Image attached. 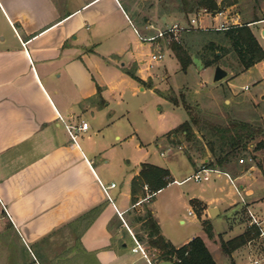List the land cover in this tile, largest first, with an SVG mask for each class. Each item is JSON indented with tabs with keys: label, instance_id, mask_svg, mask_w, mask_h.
<instances>
[{
	"label": "crops",
	"instance_id": "0c3cea01",
	"mask_svg": "<svg viewBox=\"0 0 264 264\" xmlns=\"http://www.w3.org/2000/svg\"><path fill=\"white\" fill-rule=\"evenodd\" d=\"M258 1L260 19L248 27L264 51V0ZM0 4V264H145L130 250V232L136 236L139 231L131 225L129 211L153 196L137 192L132 203L131 181L141 163L169 168L147 154L149 159H137L132 168L119 170L110 164L104 136L120 113L119 88L129 84L142 91L146 89L142 82L153 78L143 73V61L132 51L138 27L122 0H0ZM235 5L224 9L226 18H203L217 22L209 27L229 21L231 26L240 25L242 15L253 11L234 10L230 15ZM224 69L227 75L218 82L227 96L242 89L249 91L250 103L264 101V59L236 75ZM80 121L88 127L73 139L64 122L77 126ZM113 138L119 135L113 133ZM211 160L210 153L201 158L204 163ZM191 161L196 172L199 164ZM215 169L220 172L210 173L211 182L210 174L202 179L212 190L210 195L191 199L198 202L202 220L210 221L212 237L201 225L202 240L219 264L214 251L222 256L209 242L224 231L230 234L226 240L242 233L239 224L227 225L235 210L244 206L264 223V178H259L257 164L242 168L229 163ZM157 221L174 246L193 238L174 243ZM243 246L225 253L233 264L236 253H248Z\"/></svg>",
	"mask_w": 264,
	"mask_h": 264
},
{
	"label": "rangeland",
	"instance_id": "374dc122",
	"mask_svg": "<svg viewBox=\"0 0 264 264\" xmlns=\"http://www.w3.org/2000/svg\"><path fill=\"white\" fill-rule=\"evenodd\" d=\"M197 1L186 0L187 6L190 5L194 11L185 13L182 11V0H122L124 9L142 36L154 34L155 31L173 21H186L197 12H201L203 8L196 7ZM215 1L218 4V10H224L234 0ZM235 3L233 9H229L230 15H233L234 10L246 12L252 7L251 0H236ZM205 16L210 17L207 15L200 17ZM230 22L232 21L225 22V24L229 25ZM212 23L217 24L216 21L213 22L207 18L199 20V24L207 25L208 29L185 33L177 41L191 58V63L186 70L180 68V64L170 48L173 42L168 43L162 39L144 42L139 38L138 41L134 39L132 51L138 53L139 59L143 61L140 64L143 73H150L153 78L148 77L146 81L142 82L146 88L142 91L129 84L119 88V91L122 92L120 113L117 118L112 120L113 123L105 130L104 134L107 139L111 166L119 167V170L122 167L132 168L137 159L147 160L151 156L156 163L169 168L170 179L173 181L157 194L154 193L156 196L154 197L153 194L152 199L146 205L150 208L152 205L151 209L162 224L164 233L174 243H181L190 236L205 238L201 225L203 222L210 223L209 219L202 220L198 202L191 199V197H208L212 191L204 187L205 180L196 182L191 178L195 172L191 159H195L200 167L205 165L201 158L210 153L206 140L202 132L197 129H194L192 140H187L180 132L175 135L173 133L180 123L189 119L187 110L216 123H223L227 119L243 120L264 128V101H259L256 104L250 103L247 95L249 91L242 89H238L239 92L230 97L227 96L226 88L218 81H212L216 65H203L204 60H213L212 51L207 48L208 40L213 36V32L210 31L212 29L209 28ZM126 32L128 34L129 30ZM187 35L190 36L188 39H186ZM157 52H162L163 57L152 60L151 54ZM217 54L220 56L219 65L229 69L232 74L236 75L244 70L237 53L230 45L225 44V52L222 54L221 51H217ZM227 99H230V102H227ZM113 133L119 135V139H114ZM259 142L264 143V135L246 140L236 150L230 165L235 163L246 168L249 165L257 164L260 170L259 178L263 179L264 148H257ZM167 149L170 150L167 151ZM164 150V154L161 155L160 152ZM240 157L244 159L243 163L238 162ZM249 157L252 158V161H248ZM110 169L113 170V167ZM212 176L214 175L208 176L209 182L213 180ZM180 180H182L180 183L177 182ZM221 184L224 185L223 179ZM148 190V187L143 189L142 192L140 191V195L146 194L149 192ZM227 190V186L224 185L223 192ZM190 210L191 212H189ZM129 212L131 217L143 214L144 209L143 206H138L131 208ZM206 215L209 216L208 213ZM221 218V215L217 217L214 223L215 230H218ZM180 219H184V222L180 223ZM232 223L239 224L240 229L249 230L251 234H254L257 229L251 225L248 209L244 206L239 207L230 215L227 225ZM135 226L138 228L139 224ZM261 226L264 229V223H261ZM225 233L226 231L215 235L213 242L211 240L209 245L212 250L217 249L224 258H220L214 251V256L219 264H233L221 248V242L227 241L226 238L230 236V234L226 236ZM244 249L248 253L234 255L236 264H251L254 259H259V264H264V239L261 236L257 235L244 244ZM161 264L169 263L161 262Z\"/></svg>",
	"mask_w": 264,
	"mask_h": 264
},
{
	"label": "trees",
	"instance_id": "16d2710c",
	"mask_svg": "<svg viewBox=\"0 0 264 264\" xmlns=\"http://www.w3.org/2000/svg\"><path fill=\"white\" fill-rule=\"evenodd\" d=\"M182 1L183 12L191 13L194 11L190 5L187 6L186 0ZM251 1L252 15H242L240 25L230 26L223 30H210L213 32V36L208 40L207 48L212 51L213 60H204V66L217 65L220 59L217 51H221L223 54L225 52V44L230 45L237 53L242 69H247L264 59V51L248 27L249 22L260 19V15L256 11L258 9V0ZM232 2H236V0ZM195 5L198 8H205L209 11H217L219 9L215 0H198ZM170 48L180 64V68L186 70L191 63V58L187 52L177 42H173ZM173 100L175 101V99ZM187 111L189 119L180 123L173 130V133L175 135L180 132L187 140H192L194 129L201 131L212 156V160L205 163L208 167L224 169L232 161L236 150L241 144L254 136L264 135V128L261 125L254 126L247 121L232 119H227L223 123H216L206 118H201L198 114H193L189 110ZM257 148H264V143L259 142ZM171 181L173 179H170L168 169L150 163H141L138 176L131 181L132 203L137 201L133 195L137 192H142L144 185L148 187V193L152 197L154 193ZM145 196L146 194L143 193L142 197ZM143 209L144 213L132 216L130 223L133 226L139 224L137 231L140 233L136 232V237L141 242H144L152 259L169 264H217L201 237L195 236L185 244L178 247L174 246L162 235L153 210L146 204H143ZM202 229L208 237H212V226L210 223L203 222ZM258 233L257 229H255L254 234H251L249 230H245L236 237L221 242V248L224 253L230 255L233 250L249 242Z\"/></svg>",
	"mask_w": 264,
	"mask_h": 264
},
{
	"label": "built area",
	"instance_id": "2783aa9c",
	"mask_svg": "<svg viewBox=\"0 0 264 264\" xmlns=\"http://www.w3.org/2000/svg\"><path fill=\"white\" fill-rule=\"evenodd\" d=\"M0 6H1V4H0ZM201 15H207L210 17L220 16V17L226 18L225 17V10H223V9L217 10V11H209V10L203 8L201 12H197V14H195L192 17H189L186 21H173L170 24L164 26L162 29H158L157 31H155L154 34H151L148 36H142L141 34L138 33V37L140 40H142L144 42L154 41V40H158V39L165 40L168 43L177 42V41H179L180 37L185 33L192 32V31H198V30L202 31V30L208 29V28H206V26H201L199 24V19H200ZM230 26H231L230 24L226 25L224 22H221L219 25L214 26V27H209V28L216 29V30H223V29L229 28ZM156 45H157V48H159V45L157 43H156ZM163 55L164 54L162 52L152 53L151 59L152 60H158V59L162 58ZM64 126H65L68 134L74 139L75 133L79 130H86L88 127V124L85 121H80V123L77 126H71V125L64 122ZM168 150H170V149H167V151ZM248 161H252V158L249 157ZM238 162L243 163L244 159L242 157H240L238 159ZM212 172L219 173L220 171L215 169V168H211V167H208L205 165H201L197 169V171L191 175V178H193L194 181L199 182L202 179L206 178ZM114 185H115L114 183L110 184L111 187H113ZM146 188H147V186H145V189ZM103 189L106 192V187H103ZM150 196L151 195H149V197ZM241 200L244 202L242 197H241ZM248 212L250 215L251 225H254L255 227H257L258 232H259L258 235L264 239V229L261 226L260 220H258L253 213H251L250 211H248ZM130 236H131V239L133 241V245L130 248L132 253L138 254L141 258H143V260L145 261V264H161L160 261H156V260L151 258V256L148 254L146 248L143 246L141 241L133 233L130 232ZM259 263H260L259 259H254L251 264H259ZM125 264H133V263L129 262V263H125Z\"/></svg>",
	"mask_w": 264,
	"mask_h": 264
},
{
	"label": "water",
	"instance_id": "95a60500",
	"mask_svg": "<svg viewBox=\"0 0 264 264\" xmlns=\"http://www.w3.org/2000/svg\"><path fill=\"white\" fill-rule=\"evenodd\" d=\"M226 75H227V71L222 66H220L219 64H217L215 66V68H214L212 81L213 82H217V81L223 79ZM212 209L214 210V208H211L209 210L210 216H213L214 215L212 213Z\"/></svg>",
	"mask_w": 264,
	"mask_h": 264
}]
</instances>
